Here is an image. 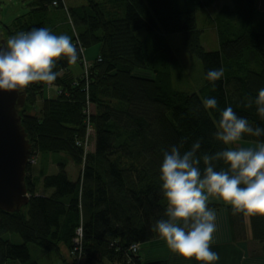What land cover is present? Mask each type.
Here are the masks:
<instances>
[{"label": "trees", "instance_id": "16d2710c", "mask_svg": "<svg viewBox=\"0 0 264 264\" xmlns=\"http://www.w3.org/2000/svg\"><path fill=\"white\" fill-rule=\"evenodd\" d=\"M24 1L30 10L2 26L4 39L54 25L56 18L47 14L65 11L62 0ZM214 1L86 0L67 7V25L57 35H69L80 56L76 64L57 61L54 95L45 83L25 88L19 115L33 161L26 167L29 198L18 212L0 210V264H169L143 263L139 256L140 245L159 238L154 228L165 210L158 180L163 151L181 143L188 149L198 139L202 152L220 150L213 133L228 106L264 127L249 106L264 88V10L257 0H228L206 16L218 40L216 51H206L196 13ZM177 35L201 66L202 84L194 92L177 89L179 63L170 45ZM94 46L98 54L88 63L83 51ZM221 67L224 77L213 86L206 74ZM211 97L214 110L203 106ZM69 162L79 169L76 181L68 177ZM226 212L234 239L244 237L247 218L264 264V217L234 214L229 206Z\"/></svg>", "mask_w": 264, "mask_h": 264}, {"label": "clouds", "instance_id": "9594fccd", "mask_svg": "<svg viewBox=\"0 0 264 264\" xmlns=\"http://www.w3.org/2000/svg\"><path fill=\"white\" fill-rule=\"evenodd\" d=\"M80 53L67 34H54L47 27L21 31L0 41V92H19L35 83L51 84L59 72L57 61L76 64ZM224 77L223 67L207 72L213 83ZM264 121V88L249 106ZM206 109L217 108L215 97L203 101ZM245 137L257 138L243 146ZM264 127L238 115L231 106L219 114L213 139L223 147L202 152L201 140L184 149L183 143L163 151L159 166L160 192L165 201L163 218L154 231L169 250L196 264H217L211 250L217 230L216 211L210 198L228 205L234 214L264 217Z\"/></svg>", "mask_w": 264, "mask_h": 264}, {"label": "rangeland", "instance_id": "374dc122", "mask_svg": "<svg viewBox=\"0 0 264 264\" xmlns=\"http://www.w3.org/2000/svg\"><path fill=\"white\" fill-rule=\"evenodd\" d=\"M64 3L63 12H55L47 14L49 17L56 18V22L54 25L46 24V27L51 31L57 34L60 32L61 28H65L66 26H58V24H63L65 21V16L63 13H66L68 6H81L86 4V0H62ZM229 4L228 0H215L214 3L210 6V8L204 11H198L196 13V22L197 28L201 32V45L206 51H216L218 49V40L217 34L215 31V27L206 23V16L211 15L217 12L223 5ZM257 6L259 10H264V0H257ZM30 10L29 2L24 0H0V30H2V26H7L12 23L14 19L17 17L27 13ZM56 15V16H55ZM144 33V32H143ZM2 36V34L0 33ZM143 34L139 36L142 37ZM4 39V38H3ZM6 40V39H5ZM170 45L172 46L179 66L176 68V72L174 76L177 77L178 90H182L184 92H194L197 91L200 85L202 84V75H201V66L199 61L191 56L182 46L181 37L179 35L170 38ZM98 54V47L94 46L89 49H85L83 51L84 61L88 62L92 61ZM75 73L80 72V67L78 65H74L72 67ZM50 86V87H49ZM47 94L50 95L51 91H55V86L47 85ZM52 95V94H51ZM39 103H36V109L39 108ZM253 142H243V146H249ZM31 163V159H30ZM16 242L20 243V240H16ZM32 248V247H31ZM34 252L33 248L31 249Z\"/></svg>", "mask_w": 264, "mask_h": 264}, {"label": "water", "instance_id": "95a60500", "mask_svg": "<svg viewBox=\"0 0 264 264\" xmlns=\"http://www.w3.org/2000/svg\"><path fill=\"white\" fill-rule=\"evenodd\" d=\"M25 101V89L0 92V210L9 213L18 212L29 198L25 177L31 145L19 115Z\"/></svg>", "mask_w": 264, "mask_h": 264}, {"label": "crops", "instance_id": "0c3cea01", "mask_svg": "<svg viewBox=\"0 0 264 264\" xmlns=\"http://www.w3.org/2000/svg\"><path fill=\"white\" fill-rule=\"evenodd\" d=\"M65 25H67V22ZM92 61H89V63ZM51 93L54 95L55 92L51 91ZM39 163L40 162L38 160V167L40 166ZM55 168V164L50 163L48 166V172L54 173ZM67 174L72 181H76L79 175V169L69 162L67 165ZM209 203H218V205L221 206L219 209H215L217 214V230L213 234V240L210 245L211 250L219 254L220 259L217 264H263L260 247L249 238V226L247 218L244 220V237L241 239L238 236L236 239H234L235 235L229 224L228 215L226 212V207H228V205L213 198L209 199L208 204ZM139 256L140 261L143 263L167 261L169 264H196L194 259L192 261H188L176 256L169 250L165 242L160 238L140 245Z\"/></svg>", "mask_w": 264, "mask_h": 264}, {"label": "built area", "instance_id": "2783aa9c", "mask_svg": "<svg viewBox=\"0 0 264 264\" xmlns=\"http://www.w3.org/2000/svg\"><path fill=\"white\" fill-rule=\"evenodd\" d=\"M53 5H55V4H53ZM84 67L87 68L88 65H87L86 63H84ZM86 73H87V71L84 72L85 75H86ZM48 85H50V84H48ZM49 87H50V86H49ZM31 163H33V161H31ZM76 236H77V237H76V239L74 240L75 244L78 243V241H79V239H80V237H81V229H80V228L76 230ZM137 251H138V247L134 246V247L131 248V252H132L133 254L137 253Z\"/></svg>", "mask_w": 264, "mask_h": 264}]
</instances>
